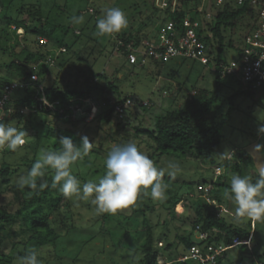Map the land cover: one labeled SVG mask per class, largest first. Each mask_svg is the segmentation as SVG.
<instances>
[{"label":"rangeland","instance_id":"374dc122","mask_svg":"<svg viewBox=\"0 0 264 264\" xmlns=\"http://www.w3.org/2000/svg\"><path fill=\"white\" fill-rule=\"evenodd\" d=\"M216 1L0 0V95L6 96L8 103L10 102L0 115V121L11 123L19 128L25 124V119L30 113L28 110H23L24 116L21 120L6 113L7 107L11 109L17 99L23 96V92L10 82L12 71L9 65L13 61L21 63L18 55L21 54L19 52L24 45L36 47L37 41L41 40L49 58L55 60V66L51 65L50 74L46 76L45 85L51 86L56 79L64 78V83L71 89L85 91V82L88 81V85L95 90L94 85L106 87L107 82H113L115 77L127 75L128 71L123 69L126 64L125 56L115 49V45H118L124 37L131 40L137 55L151 49H163L168 41V27H175L173 21L181 12L186 14V20L195 11L215 14ZM232 2L228 0L221 9L230 5V9L236 10L237 7L232 5ZM110 7H119L126 13L128 26L119 33L98 36L96 22L103 15L104 10ZM39 9L43 12V22L47 21L48 25H45L43 32L38 34L36 27L39 24L35 17L28 16L27 12L35 13ZM8 16L12 19V25L6 29ZM73 16H83L84 20L80 24H74L71 20ZM20 20H25L28 26L18 22ZM257 20L255 13L249 12L237 21L233 30L232 27H228L223 32L225 48L221 56L226 65L232 62L240 65L249 57L247 47L253 46V41L246 40L245 35L254 29ZM211 23L213 21L208 23L207 29L212 27ZM59 27L68 29L66 37ZM75 35H80V39L77 40ZM230 42L234 44L233 47L229 46ZM238 48L242 50V53ZM150 61L153 62L152 59ZM172 61L161 68L164 74L158 78L156 84H152L147 78L139 82L132 81L134 78H130L131 82L128 83L123 82V79L119 81L123 92L130 94L133 100L149 101V105L145 108L137 104L131 105L128 120L121 126H118L117 118L108 125L99 124L98 126L95 123L93 119L96 118L100 107L105 104L98 102L96 95L88 93L87 97L78 100L77 103L82 106L79 112L82 115H85L86 111L89 112L88 123L80 128H84L93 146L88 158L79 159L72 166L73 175L78 178L79 174L78 179L82 183L89 180L97 181L105 173V159L111 148L114 145L133 142L158 167L165 168V175L162 177L165 178L162 183L167 185L165 197L153 200L150 196L144 195L145 201L150 200L156 206L155 209L145 208L144 213H135L133 206H130L119 210L116 214H99L90 199L83 200L73 196L70 198L73 205L72 219L69 221L73 227L69 231L61 227L59 230L61 236L57 238L54 245L43 246L36 252L41 264H142L144 246L150 233L153 234L154 247L163 257L164 263L177 264L181 258H184L182 256L184 247L179 243L178 235H188V232L182 228L190 225L198 209H201L205 215L208 211L214 212L218 209L215 192H210V196L207 197L205 189L223 174L225 167L232 174L235 173L232 169L238 161L230 162L231 155L246 153L251 157V164L243 163L242 160L238 163L241 170L236 174L249 176L252 180L258 176L259 167L264 165V149L257 150L253 155L250 153L255 145H264V134L258 133V128L264 126V94L260 92H255L251 97H240L235 100V111L230 124L224 131L225 140L216 155L218 166L209 168L196 154L191 153L165 156L160 159L151 157L154 153L153 142L146 135H137V129L141 127L148 131H155L158 119L165 122L164 117L175 110L190 112L197 110L215 90L213 70L192 60ZM132 66L129 65L130 68ZM156 66V63L153 64L151 70L156 71ZM66 68L74 70L72 75L65 76L61 73V69ZM92 74H101L106 80L90 81ZM166 74L172 76H166ZM232 95L231 90L223 92L217 104L219 112H227L229 108L227 99ZM109 99L112 105L117 101L115 95L109 96ZM77 112H74L75 115ZM206 119L210 121L213 116L208 114ZM101 129L104 132H101ZM55 138V135H51L49 139H42L39 144L36 137L27 134L25 143L14 151L15 153L8 150L6 146L0 147V167L2 162L7 161L16 168L23 161L32 159L35 149H46ZM80 142L81 140H77L75 144L79 146ZM169 161L180 165V169L172 177L167 174L166 165ZM17 169L18 172L10 179L12 185L19 184L21 179L27 176V169ZM4 189V185L0 182V190ZM186 189L189 195L185 196L178 205L163 203L164 199L169 197L176 199L178 194ZM3 200L0 198V204H3ZM205 204L209 205V209L205 207ZM221 209H224V212L220 215ZM220 210L217 212L220 215L219 219L229 226L248 232L251 241L245 251L241 250V245L225 248L223 242L217 244L214 241L211 244L212 249L222 254L215 262L208 264H239L240 262L259 264L261 260H264V221L237 220L234 215V205L225 198ZM12 211H15V208H12ZM21 222V220L17 221L12 229L18 230ZM60 225L61 223L58 222L54 227L59 229ZM187 228L185 229L189 230ZM191 236L195 243L202 244L198 233ZM204 247L209 249L210 245L206 242L202 244V248ZM190 251H187L185 256H189ZM0 253L13 255L11 264H19V258L26 255L22 244L13 249L11 243L5 244L0 249ZM190 264L201 263L192 261Z\"/></svg>","mask_w":264,"mask_h":264},{"label":"trees","instance_id":"16d2710c","mask_svg":"<svg viewBox=\"0 0 264 264\" xmlns=\"http://www.w3.org/2000/svg\"><path fill=\"white\" fill-rule=\"evenodd\" d=\"M230 8L231 7L227 5L223 10L217 11L213 17V23L210 24L212 26L211 32L218 40V49L207 66V68L214 71V92L193 112L175 110L164 117L165 122H163L162 119H158L155 131H148L141 127L137 129V135H146L149 137V140L153 142L154 153L151 156L152 158L160 159L165 156H178L191 153L196 154L201 159L202 163L209 168L219 165L216 155L222 142L225 140V128L230 124L232 114L235 111L234 102L237 98L251 97L254 95L253 92L244 90L235 76H227L224 73L226 63L221 56L225 48V36L223 32L228 27H232L233 30L240 18L249 14V12H253L247 6L239 7L236 10ZM197 13L196 11L193 12L189 19L186 20V14L181 12L177 19L173 21L176 30L180 32L188 28L195 21ZM27 15L35 17L36 22L39 24V26L36 27V32H38V34L42 33L44 26L48 25L47 21L43 22L42 10L39 9L35 13L29 11ZM7 19L6 29L12 25L11 17L8 16ZM18 22L28 26L25 20H20ZM59 29L64 32L65 37L68 35V29H64L63 27H59ZM252 30H250V32ZM250 32L245 35L246 40L249 39ZM75 38L77 40L80 39V35H75ZM128 44H132L131 40L124 37L118 45H115L116 51L125 56L126 64H124L123 69L128 71L127 77L120 76L118 78L117 76L113 82H107L106 87L105 85H94L96 87L95 90L88 85V81L85 82V91L71 89L69 85L64 83V78H62V80L56 79L51 86L45 85L46 76L50 74L51 65L55 66V60L53 61L49 58L48 52L43 49L44 47L41 44V40L37 41L38 46L36 47H30L27 44L24 45L19 52L21 54H17L18 58L21 59V63L19 61H13L9 65V69L12 71V79L10 82H12L15 88L23 92V96L17 99L11 109L7 107V115L21 120L24 116L23 110H28L30 113L25 119V124L18 129L36 137L39 144L42 139H49L51 135H55L56 138L52 140L51 145H48L46 149H35L33 158L23 161L16 168L7 161L2 162L0 167V182L4 185L5 189L0 190V198L4 199L3 204H0V249H2L5 244L11 243L13 249L16 248L17 245L22 244L25 254H27L29 250L37 252L43 246L50 244L54 245L57 238L61 236L59 234L61 227L67 231L71 230L73 227L69 224V221L72 219L73 203L70 198H66L60 193L59 187H51L53 170L50 168L45 170V176L42 179L48 180L49 187L43 191L39 190V187H37V189H31L27 186L21 188L19 184L12 185L10 179L18 172L17 168H20V170H29L35 160L39 158L42 151L58 149L59 139L65 137L64 135L67 134V137H71L74 143H76L77 140H81V137L87 136L84 128H80V126L88 123L89 112L86 111L85 115H82L79 112L82 106L77 102L87 97L88 93L96 95L98 102L105 103L104 106H101L98 110L96 118L93 119L98 126L99 124L108 125L114 118L119 119L118 126H121L122 123L128 120L127 116L131 105L127 106L125 103L127 101H135L136 103L132 105H136L137 102L140 101L133 100L130 94L124 93L119 81L123 79V82L128 83L131 82L130 78H134L132 81L139 82L147 78L152 84H156L158 78L164 74L161 68L166 65L163 62L155 60H153V62L149 61L144 66H141L140 62H130L128 57L129 52L126 50ZM229 46L233 47L234 44L230 42ZM151 50L160 51L162 49ZM238 50L242 53L240 48H238ZM247 50L251 53L253 46H248ZM155 63L157 64L156 71H152L151 66ZM129 65H133L132 68H130ZM61 70V73L65 74V76L67 74L72 75L74 72V70L69 68ZM166 76L172 75L166 74ZM94 79L96 81L98 79L106 80L101 74H92V76H90V81ZM64 85L67 86L65 87ZM226 90H231L233 95L227 99L229 105L227 112L221 113L217 110V104L221 100L223 92ZM113 95H115L117 99L114 105L109 101V96ZM2 99L3 95H0V101ZM42 99H44V101H41ZM47 104L51 106L50 109H47ZM120 105L123 106L122 113H118L117 111V107ZM75 111H78L76 115L74 113ZM208 114L213 116V119L210 121L206 119ZM101 132H104V130ZM26 150H29V148H26ZM88 156H90V152L84 157L88 158ZM84 157L80 160H83ZM235 160L238 161L237 165L232 169L235 173H239L241 170L238 166L241 160L243 163L251 164V157L246 153H233L229 161L234 162ZM231 175V171L225 167L223 174L219 175L216 180L209 185L210 192H215L216 194L215 199L218 203V209H215L214 212L208 211L206 215L201 209H198L196 217L190 221V225H186L182 228L185 232H188L187 236L178 235V241L184 247L182 256L188 257L185 256L186 252L190 251L193 247H198L203 256L209 258L214 254V249L211 247L214 241L217 244L223 242L225 248H232L233 241L236 237L241 239L250 238L248 232L227 225L217 216V212H219L224 201V190L222 188L226 190L230 188ZM77 176L79 178V174ZM256 178L252 181L255 182ZM164 180L165 178H162L161 182H164ZM39 183L40 179L37 180L38 185ZM216 190L218 191L216 192ZM188 195L189 191L186 189L180 192L176 199H171L169 197L168 199H164L165 202L163 203L165 204L167 202L168 204L173 203L178 205L182 202V199ZM144 197L145 196L141 194L137 202L132 205L135 213H144L145 208H156L155 204L151 203L150 200L145 201L146 198ZM139 203H141V205H139ZM205 207L209 209L208 204H205ZM12 208H15V211H12ZM19 220L22 222L18 230H13L12 226ZM58 222L61 223L59 229L54 227ZM186 227L189 228L190 232L185 229ZM150 228L152 232V227ZM198 228L201 233L208 235L206 240L199 241L202 244L207 242L208 245H210L209 249L205 247L202 248V244H197L192 240L191 234L196 233ZM152 237L153 234L150 233L147 243L144 246L145 252L141 262L142 264H165L163 257L159 255L154 247V239ZM13 239L17 240L14 241ZM29 245L31 247H29ZM240 247L242 251H245L247 245ZM220 257L221 255L216 257L213 262ZM13 259L12 254L0 253V264H11ZM190 262H192V260H187L185 262L179 260L177 264H190ZM239 264L243 263L240 262ZM260 264H264V260H261Z\"/></svg>","mask_w":264,"mask_h":264},{"label":"clouds","instance_id":"9594fccd","mask_svg":"<svg viewBox=\"0 0 264 264\" xmlns=\"http://www.w3.org/2000/svg\"><path fill=\"white\" fill-rule=\"evenodd\" d=\"M74 24L83 22V16H73ZM128 26L126 13L119 7L104 10L96 22V34L105 36L119 33ZM259 134H264V126L258 128ZM26 132L11 123L0 121V147L16 151L25 143ZM59 148L42 151L27 172V176L19 182V187L43 191L49 187V182L42 179L45 170H53L51 187H59L60 193L66 198L73 196L83 200H91L99 214H116L119 210L128 208L137 202L143 194L153 200L163 199L167 185L162 183L165 168L158 167L155 162L139 150L133 142L114 145L105 159V173L97 181L81 182L72 173V166L79 159L87 156L93 143L87 136L81 137L77 146L71 137H61ZM264 145H255L250 155ZM167 174L175 176L180 165L169 161L166 165ZM40 179L39 185L37 180ZM224 198L234 205V215L237 220L264 221V165L258 169L255 182L249 176L233 173L230 177V188L224 192ZM19 264H41L35 251L29 250L19 258Z\"/></svg>","mask_w":264,"mask_h":264},{"label":"built area","instance_id":"2783aa9c","mask_svg":"<svg viewBox=\"0 0 264 264\" xmlns=\"http://www.w3.org/2000/svg\"><path fill=\"white\" fill-rule=\"evenodd\" d=\"M235 7H249L258 17L255 29L252 31L250 38L253 41V50L249 57L238 65L235 62L230 65H225L224 73L227 76H235L246 91L260 92L264 94V0H232ZM227 4L228 0L216 1V12L221 9L223 4ZM230 4V3H229ZM230 6V5H229ZM215 14L212 13H197L195 21L184 31L178 32L175 27H168L167 31V45L160 51L148 50L141 55H137L132 44L126 46L129 52V60L132 63L140 62L141 66L146 65L150 59L163 62L164 64L176 60L186 59L200 63L207 67L209 62L213 59L216 50L218 49V40L211 32V28L207 29L209 22L213 21ZM43 42L41 41V44ZM7 97H3L0 101V115L3 114L4 108L7 105ZM135 101H127V106L135 104ZM138 106L145 108L149 105V101L137 102ZM118 113L123 112V106L117 107ZM207 197L210 196V187L205 189ZM224 209L220 210V215ZM217 214L218 217H220ZM199 235V240H206L207 234L201 233L199 228L196 230ZM251 239H241L236 237L233 241V247L249 245ZM190 255L180 259L181 262L187 260L196 261L201 264L213 262L216 257L222 253L214 250V254L209 258L203 256L198 247L191 248ZM260 264V263H259Z\"/></svg>","mask_w":264,"mask_h":264},{"label":"water","instance_id":"95a60500","mask_svg":"<svg viewBox=\"0 0 264 264\" xmlns=\"http://www.w3.org/2000/svg\"><path fill=\"white\" fill-rule=\"evenodd\" d=\"M50 108H51V106L47 104V109H50Z\"/></svg>","mask_w":264,"mask_h":264}]
</instances>
